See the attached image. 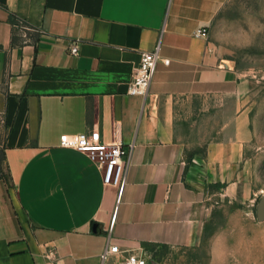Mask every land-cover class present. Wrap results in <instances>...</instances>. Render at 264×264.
<instances>
[{"label":"crops","instance_id":"1","mask_svg":"<svg viewBox=\"0 0 264 264\" xmlns=\"http://www.w3.org/2000/svg\"><path fill=\"white\" fill-rule=\"evenodd\" d=\"M230 1L0 0V264H100L110 246L202 243L211 208L193 168L227 181L250 135L252 82L215 34ZM156 47L148 95L130 96L140 55ZM90 130L128 152L121 193L61 145Z\"/></svg>","mask_w":264,"mask_h":264},{"label":"rangeland","instance_id":"2","mask_svg":"<svg viewBox=\"0 0 264 264\" xmlns=\"http://www.w3.org/2000/svg\"><path fill=\"white\" fill-rule=\"evenodd\" d=\"M223 57L251 80L246 96L250 135L245 159L228 169V180L207 184L198 174L189 178L201 190L211 208L202 243L192 248H158L157 264H264V222L255 210L264 197V0H231L215 24ZM3 138L0 106V144ZM191 158V156H190Z\"/></svg>","mask_w":264,"mask_h":264},{"label":"built area","instance_id":"3","mask_svg":"<svg viewBox=\"0 0 264 264\" xmlns=\"http://www.w3.org/2000/svg\"><path fill=\"white\" fill-rule=\"evenodd\" d=\"M194 36L201 39H207L208 30L200 28ZM158 47L152 52L142 53L140 62L133 72L128 85L127 93L130 96L145 98L148 95L151 82L159 60ZM69 54L78 55V48L72 45L69 48ZM164 65L167 60L162 61ZM61 145L71 148L85 155L102 174L104 185L119 187V193L123 190L121 181L123 159L128 156V152L122 148L120 142L104 143L101 141L100 134L96 130H90L84 134L66 135L62 138ZM157 264L153 258V252L146 248H140L131 253L121 251L117 246L106 248L100 256V264Z\"/></svg>","mask_w":264,"mask_h":264},{"label":"water","instance_id":"4","mask_svg":"<svg viewBox=\"0 0 264 264\" xmlns=\"http://www.w3.org/2000/svg\"><path fill=\"white\" fill-rule=\"evenodd\" d=\"M255 217L258 222H264V197L260 198L257 203Z\"/></svg>","mask_w":264,"mask_h":264},{"label":"trees","instance_id":"5","mask_svg":"<svg viewBox=\"0 0 264 264\" xmlns=\"http://www.w3.org/2000/svg\"><path fill=\"white\" fill-rule=\"evenodd\" d=\"M11 23H12V24H15V20H14L13 18L11 19ZM146 249H147V248H146ZM147 250H149V249H147ZM149 251L153 252L152 250H149Z\"/></svg>","mask_w":264,"mask_h":264}]
</instances>
